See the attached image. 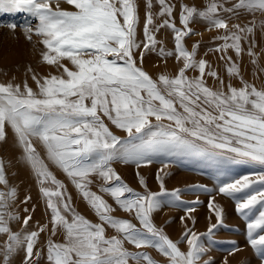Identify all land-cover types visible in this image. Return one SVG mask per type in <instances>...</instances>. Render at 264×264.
<instances>
[{
    "label": "snow or ice",
    "instance_id": "snow-or-ice-1",
    "mask_svg": "<svg viewBox=\"0 0 264 264\" xmlns=\"http://www.w3.org/2000/svg\"><path fill=\"white\" fill-rule=\"evenodd\" d=\"M63 2L74 10L62 9L61 0H0V14L23 13L36 21L34 25L0 23V27L13 31L20 27L29 41L33 34L40 37L45 49L42 61L60 71V75L42 77L33 73L35 91L26 80L23 86L0 83V141L6 139L5 129L10 126L51 212V236L63 232V242L47 240V264H158L142 249L156 250L167 258V264H213L211 257L203 259L209 249L202 238L211 239L214 229L222 224L219 206H215L216 223L209 224L206 233L186 227L181 238L173 241L154 224L152 214L163 206L162 196L170 197L169 206L188 203L181 200L180 190L167 192L158 173L160 191H148L145 179L137 173L145 191H134L112 166L119 162L139 168L157 157L171 156L199 157L214 162L222 171L248 170L230 179L218 178V192L235 200L237 213L247 221L248 243L264 264V87L245 81L239 66L227 56L232 49L239 57L244 51L241 41H249L256 27L254 19L231 28L228 20L241 14H264V0H208L203 10L181 5L183 29L171 19L173 6L166 0H156L160 5L156 15L168 17L156 25L153 2L146 0L144 40L140 42L136 38L139 16L135 0ZM227 3L232 6L226 7ZM222 13H228V18ZM196 18L204 20L209 30H224V35L216 38L223 43L209 51L223 53L220 59L226 61L227 74L230 79L238 77L240 87L231 82L225 85L205 59L197 60L198 45L191 51L184 46V38L192 32L189 24ZM163 27L174 33L175 53L161 47L158 54H175L183 66L174 76L163 73L153 78L144 70L143 58L157 50L155 32ZM259 27L264 30V21ZM254 43V39L249 42L247 51L256 63ZM65 60L71 68L63 63ZM188 70L199 75L189 77ZM28 72H32L31 67ZM206 76L218 81L219 87H209ZM105 118L126 136L116 135ZM33 139L41 142L47 160L71 180L99 223L76 211L66 186L49 170ZM93 176L102 181L99 191L109 195L120 210L132 214L139 227L130 219L112 214L113 206L91 190ZM0 185L8 189L0 190V234L7 236L0 246L4 264L21 248L25 252L21 264H39L42 252L34 249L47 225L23 234L11 230L10 222L21 218L9 210L17 189L9 185L2 159ZM30 199L26 197L22 203ZM257 206L259 211L253 218ZM209 208H213L212 200ZM184 210L191 213L195 208ZM31 218L30 214L24 217L23 226ZM184 219L181 217L182 222ZM106 226L116 235L108 237ZM125 243L137 251H130ZM180 243L187 244L186 252Z\"/></svg>",
    "mask_w": 264,
    "mask_h": 264
},
{
    "label": "rangeland",
    "instance_id": "rangeland-1",
    "mask_svg": "<svg viewBox=\"0 0 264 264\" xmlns=\"http://www.w3.org/2000/svg\"><path fill=\"white\" fill-rule=\"evenodd\" d=\"M138 6L139 23L137 26V41L144 40V24L146 21V0H135ZM152 12L154 14V23L156 25L162 24L167 16L156 15L160 12V5L156 0H152ZM167 3L173 6L171 19L174 20L176 27L183 29L184 26L180 23L181 5L195 6L198 10H203L206 7L208 0H166ZM226 7H231V3H227ZM55 7V5H53ZM60 7L65 10H74L72 6L64 3L61 0ZM222 16L227 19L229 14L222 13ZM255 20L256 27L254 28V35L249 37V41H241L244 49L242 54L238 57L234 50L229 49L227 56L232 58L240 68V75L249 83L254 84L257 88L264 87V30L259 25L264 21V14L257 12L255 16L249 14H241L238 18L229 19V27L233 24L239 23L241 26ZM15 22L21 25L31 22L33 25L36 21L23 13L15 15L0 14V23ZM189 27L192 32L184 38L183 44L188 51L193 49V46L198 45L196 59H205L211 68L217 71L218 75L224 80L225 85L229 82L235 87H240V80L238 77L229 78L226 71V61L220 59L223 53L209 51L215 49L223 43L222 40L216 39L218 36L224 35L222 29L209 30L208 24L200 19H194ZM155 38L158 41L157 50L147 52L143 58V68L153 78H157L160 74L167 73L169 75H176L179 68L183 66L182 61L177 62L175 54L170 57H161L159 49L162 47L165 51H172L175 53L174 33L166 28H160L155 32ZM254 39L253 52L256 54V63H253V56L248 54L249 42ZM45 51L40 37L33 34L31 41H29L20 27L14 31L7 27H0V83L12 82L13 84H21L25 80L28 85L37 90L36 83L32 80V74L38 76H47L49 73L60 75L55 66L47 65L42 61V52ZM137 62L140 63L139 53L137 52ZM69 68L71 64L68 61H63ZM31 67L32 72H28ZM149 69V70H148ZM62 71V70H61ZM246 71V72H245ZM223 72V73H222ZM189 77L198 76L199 73L195 70H188L186 73ZM247 76V77H246ZM206 83L209 87L218 88V81H214L211 77H205ZM233 80V81H232ZM239 85V86H238ZM226 90V89H225ZM110 129L116 134L124 138L126 134L116 129L105 118ZM153 123H155L153 119ZM168 123V121H164ZM6 139L0 141V159L5 162L6 178L9 185L17 189V196L14 202L11 203L10 211L16 213L21 218L18 221L10 222V227L13 232L25 233L38 229L39 226L47 225V228L42 232L38 239V244L34 251L40 250L42 252L39 264H47L46 242L49 238L56 242H63V232L59 231L56 236H51V212L46 207L45 198L40 192V185L36 181V177L30 166L23 159V153L18 146L15 134L10 126H6ZM33 144L42 158L48 165L49 170L59 179L65 186L67 193L72 197V204L76 211L85 216L90 222L99 223L98 217L93 210L87 205L80 193L76 190L71 180L67 175L57 166L47 160L46 152L41 142L33 139ZM167 165V167H165ZM122 180L127 183L134 191L143 193L144 186L140 185L139 176L145 179L147 190L152 192H159V181L156 179L157 174L163 176L164 186L167 192L180 190V198L182 201L188 202L180 204L179 206H169L167 203L169 196H162L164 201L163 206L153 212L152 220L154 224L162 228L166 235L173 241L181 238L185 232L186 227L190 228L198 234L206 233L209 224L216 223L215 206H219L223 211L222 224L218 225L213 231L211 239L203 237V243L209 249L203 259L212 258L213 264H241V259L244 256H250L254 261L260 262L257 254L248 243L247 238V221L237 213L236 202L234 199L224 196L218 192V178L230 179L242 174L248 170L244 168H235L232 171L221 170L220 166L214 162H206L199 157L194 156H171V157H157L151 164L141 165L139 168L134 164L113 163L112 165ZM162 170V171H161ZM166 173V175H165ZM93 183L90 185L92 191L103 196L109 204L113 206L115 211L112 213L117 218L130 219L139 227V223L135 220L132 214L126 213L118 208L112 198L99 191L102 181L96 177H91ZM46 186L54 187L51 184ZM203 186V187H197ZM0 190L7 191L3 185H0ZM26 197H31L27 203H22ZM212 200L213 208H209V201ZM199 201V203L192 205L190 202ZM228 202V203H226ZM229 206H228V205ZM193 206L195 210L191 213H186L185 208ZM227 207V208H226ZM24 209H28L27 212ZM259 206L253 211V218L258 214ZM31 215L29 224L23 226V218ZM184 217V221H181ZM191 217V218H189ZM193 220L195 221L193 223ZM106 235L111 237L116 235L115 231L106 226ZM7 241V236L0 234V246ZM125 247L130 251H137L134 246L125 243ZM179 247L182 251H187V244L180 243ZM149 252V254L158 261V264H167V258L162 256L154 249H142ZM25 256L23 248L14 252L8 264H21ZM0 264H4V257L0 254ZM130 264L133 262L130 261Z\"/></svg>",
    "mask_w": 264,
    "mask_h": 264
},
{
    "label": "crops",
    "instance_id": "crops-1",
    "mask_svg": "<svg viewBox=\"0 0 264 264\" xmlns=\"http://www.w3.org/2000/svg\"><path fill=\"white\" fill-rule=\"evenodd\" d=\"M241 264H260V262L254 261L250 256H244L241 259Z\"/></svg>",
    "mask_w": 264,
    "mask_h": 264
},
{
    "label": "bare ground",
    "instance_id": "bare-ground-1",
    "mask_svg": "<svg viewBox=\"0 0 264 264\" xmlns=\"http://www.w3.org/2000/svg\"><path fill=\"white\" fill-rule=\"evenodd\" d=\"M149 70V69H148ZM246 72V71H245ZM223 73V72H222ZM247 77V76H246ZM233 81V80H232ZM241 85V84H240ZM239 86V85H238ZM226 203H228V202H226ZM228 205V204H227ZM229 206V205H228ZM227 208V207H226Z\"/></svg>",
    "mask_w": 264,
    "mask_h": 264
}]
</instances>
